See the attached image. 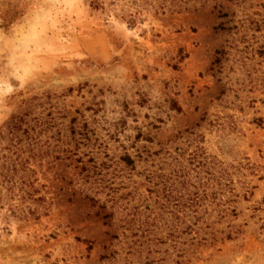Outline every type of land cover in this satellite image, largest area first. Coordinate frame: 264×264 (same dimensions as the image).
<instances>
[{"label":"rangeland","instance_id":"374dc122","mask_svg":"<svg viewBox=\"0 0 264 264\" xmlns=\"http://www.w3.org/2000/svg\"><path fill=\"white\" fill-rule=\"evenodd\" d=\"M74 15L0 115V264H264V0ZM233 37L259 57L220 73Z\"/></svg>","mask_w":264,"mask_h":264},{"label":"clouds","instance_id":"9594fccd","mask_svg":"<svg viewBox=\"0 0 264 264\" xmlns=\"http://www.w3.org/2000/svg\"><path fill=\"white\" fill-rule=\"evenodd\" d=\"M82 0H18L21 14L0 23V115L15 111L12 100L52 68L61 54L69 15ZM64 30V31H62Z\"/></svg>","mask_w":264,"mask_h":264},{"label":"trees","instance_id":"16d2710c","mask_svg":"<svg viewBox=\"0 0 264 264\" xmlns=\"http://www.w3.org/2000/svg\"><path fill=\"white\" fill-rule=\"evenodd\" d=\"M240 39H237L235 37H233L232 39H228L227 42L225 44H223L220 48L217 49L216 51V58L214 60V64L216 65V67H218V72L223 73L227 63L229 60H235V56L238 55L237 60L235 61L242 64L243 66H245L247 64L248 61H253L254 59H258L259 56L264 55V45L260 46L259 48L254 50V47H252V49H250V45L244 46V47H240ZM236 46L238 48H236ZM235 50V53L233 54V51ZM253 50L256 52L258 51L259 56H256V54L253 52ZM264 57V56H263ZM128 161H131L130 158H127ZM169 196V195H168ZM92 199V198H90ZM199 200V198H194V200ZM226 203H228V201H226ZM225 203V204H226ZM234 210V209H232ZM155 218L159 219L160 216H155ZM132 224H128L126 226V229H132ZM147 230L150 231V229L148 228Z\"/></svg>","mask_w":264,"mask_h":264}]
</instances>
